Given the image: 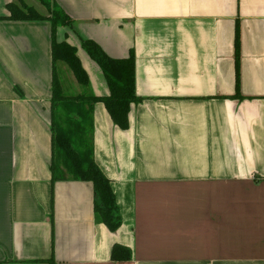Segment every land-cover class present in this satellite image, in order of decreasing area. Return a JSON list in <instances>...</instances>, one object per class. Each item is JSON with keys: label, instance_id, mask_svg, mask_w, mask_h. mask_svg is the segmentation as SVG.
<instances>
[{"label": "crops", "instance_id": "1", "mask_svg": "<svg viewBox=\"0 0 264 264\" xmlns=\"http://www.w3.org/2000/svg\"><path fill=\"white\" fill-rule=\"evenodd\" d=\"M52 4L73 20L56 37L77 47L95 95L109 87L81 38L136 55L129 128L103 102L93 114L122 224L99 219L91 181L53 179L51 21L1 18L0 264H264V0ZM59 77L65 94L83 91ZM115 244L132 258L114 260Z\"/></svg>", "mask_w": 264, "mask_h": 264}, {"label": "trees", "instance_id": "2", "mask_svg": "<svg viewBox=\"0 0 264 264\" xmlns=\"http://www.w3.org/2000/svg\"><path fill=\"white\" fill-rule=\"evenodd\" d=\"M49 7L52 0H41ZM10 15L0 17L12 20H45L52 23V163L53 179L72 178L91 181L95 191V212L111 231H116L122 224L120 208L113 191L111 181L103 173L94 156V108L103 102L112 120L121 129L129 128V112L133 103L140 100L136 90V55L134 50L129 57L116 59L109 56L94 40L81 38V46L99 65L107 85L109 94L95 95L90 89L89 75L84 68L78 49L66 40L58 41L57 28L73 26V20L62 10L50 9V15H42L33 6L23 0H14L7 5ZM51 8V7H50ZM239 46L240 30L236 31L237 61V94L239 91ZM58 62H65L72 70L78 83L84 88L80 94H65L58 74ZM240 95V94H239ZM241 97V96H240ZM112 258L130 260L132 251L127 246L115 244ZM49 264H55L53 259Z\"/></svg>", "mask_w": 264, "mask_h": 264}, {"label": "rangeland", "instance_id": "3", "mask_svg": "<svg viewBox=\"0 0 264 264\" xmlns=\"http://www.w3.org/2000/svg\"><path fill=\"white\" fill-rule=\"evenodd\" d=\"M25 2V1H24ZM26 3V2H25ZM39 5V4H38ZM31 6V5H30ZM51 7V8H50ZM55 6L51 4V6L47 7L43 4V6L39 5V12L42 15L49 16L50 15V9H54ZM36 9V8H35ZM58 73L62 76L64 73V76L66 77L67 74H71L74 77V74L72 70L69 68V66L65 62H58L57 64ZM66 81H69V79L66 77Z\"/></svg>", "mask_w": 264, "mask_h": 264}]
</instances>
